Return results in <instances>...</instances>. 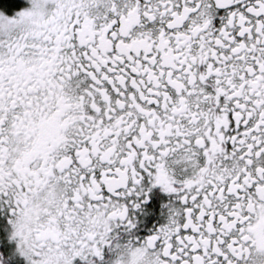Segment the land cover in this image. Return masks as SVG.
<instances>
[{"label": "snow or ice", "instance_id": "1", "mask_svg": "<svg viewBox=\"0 0 264 264\" xmlns=\"http://www.w3.org/2000/svg\"><path fill=\"white\" fill-rule=\"evenodd\" d=\"M29 2L0 0V206L27 264H264V0Z\"/></svg>", "mask_w": 264, "mask_h": 264}, {"label": "flooded vegetation", "instance_id": "2", "mask_svg": "<svg viewBox=\"0 0 264 264\" xmlns=\"http://www.w3.org/2000/svg\"><path fill=\"white\" fill-rule=\"evenodd\" d=\"M21 2L20 6L28 5L30 6L29 0H19ZM167 194L161 193V196L166 197ZM165 200H159L155 206L154 212L151 215V219L147 220L148 227L143 228L142 231L147 232L151 227H158L160 223L165 222V213L166 209L164 208ZM9 216L5 210V207L0 206V264H27L26 259L21 256L18 251H16L17 245L14 240L10 238V233L8 228L10 225H7V228L4 225L7 224ZM147 219V218H146ZM106 255H111L109 251L106 250ZM89 260L96 264L100 261L99 257H89ZM89 260L81 259L76 257L73 261V264H89Z\"/></svg>", "mask_w": 264, "mask_h": 264}, {"label": "clouds", "instance_id": "3", "mask_svg": "<svg viewBox=\"0 0 264 264\" xmlns=\"http://www.w3.org/2000/svg\"><path fill=\"white\" fill-rule=\"evenodd\" d=\"M53 192L55 203L59 205L61 201L68 197L69 189L66 186H57ZM46 259L49 261V264H58L59 256L53 250L46 256ZM143 259V255L137 253L134 248L128 245H122L113 264H143Z\"/></svg>", "mask_w": 264, "mask_h": 264}, {"label": "trees", "instance_id": "4", "mask_svg": "<svg viewBox=\"0 0 264 264\" xmlns=\"http://www.w3.org/2000/svg\"><path fill=\"white\" fill-rule=\"evenodd\" d=\"M14 3L17 4V5H21V2L19 0H14Z\"/></svg>", "mask_w": 264, "mask_h": 264}]
</instances>
